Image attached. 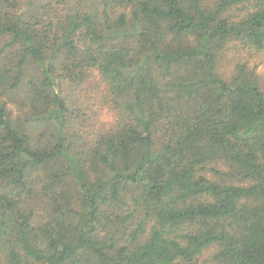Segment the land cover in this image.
<instances>
[{
	"label": "trees",
	"instance_id": "1",
	"mask_svg": "<svg viewBox=\"0 0 264 264\" xmlns=\"http://www.w3.org/2000/svg\"><path fill=\"white\" fill-rule=\"evenodd\" d=\"M263 62L264 0H0V264H264Z\"/></svg>",
	"mask_w": 264,
	"mask_h": 264
},
{
	"label": "rangeland",
	"instance_id": "2",
	"mask_svg": "<svg viewBox=\"0 0 264 264\" xmlns=\"http://www.w3.org/2000/svg\"><path fill=\"white\" fill-rule=\"evenodd\" d=\"M254 63L258 62H252L251 60L250 65ZM256 71L260 76L261 82L264 84V62L258 64ZM104 94V87L100 84L95 72L92 73L90 80L81 86L63 87L64 97L72 100V104L82 107L85 111L83 119L89 120V124L93 127H104L111 121V114L107 109L105 101H103ZM210 253L211 251L206 252L203 259H206Z\"/></svg>",
	"mask_w": 264,
	"mask_h": 264
}]
</instances>
